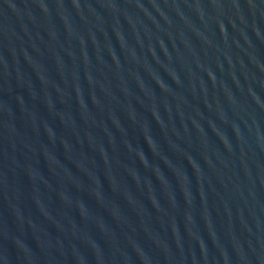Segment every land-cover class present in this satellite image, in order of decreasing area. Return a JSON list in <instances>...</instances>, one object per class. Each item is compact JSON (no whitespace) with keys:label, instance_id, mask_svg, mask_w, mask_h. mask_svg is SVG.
I'll return each mask as SVG.
<instances>
[{"label":"water","instance_id":"obj_1","mask_svg":"<svg viewBox=\"0 0 264 264\" xmlns=\"http://www.w3.org/2000/svg\"><path fill=\"white\" fill-rule=\"evenodd\" d=\"M0 264H264V0H0Z\"/></svg>","mask_w":264,"mask_h":264}]
</instances>
